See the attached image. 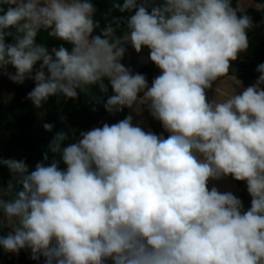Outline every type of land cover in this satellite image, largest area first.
Listing matches in <instances>:
<instances>
[{
    "label": "clouds",
    "instance_id": "obj_1",
    "mask_svg": "<svg viewBox=\"0 0 264 264\" xmlns=\"http://www.w3.org/2000/svg\"><path fill=\"white\" fill-rule=\"evenodd\" d=\"M255 7L264 11V2ZM113 8L133 14H104L101 27L91 0H0V76L33 79L35 108L110 85L108 113L148 103L170 133L145 132L129 115L66 147L67 134H57L48 151L64 170L54 159L29 173L24 160L0 158L11 177L6 187L0 181V230L11 229L0 250H27L44 264H264V63L242 91L231 63L258 25L238 16L240 0L236 8L232 0H113ZM41 30L70 50L36 43ZM129 43L137 53L147 47L160 70L151 86L121 63ZM224 78L236 88L221 96L218 86L209 102L206 90ZM227 176L246 183L247 210L233 193L209 190V180Z\"/></svg>",
    "mask_w": 264,
    "mask_h": 264
},
{
    "label": "trees",
    "instance_id": "obj_2",
    "mask_svg": "<svg viewBox=\"0 0 264 264\" xmlns=\"http://www.w3.org/2000/svg\"><path fill=\"white\" fill-rule=\"evenodd\" d=\"M242 1V0H240ZM255 2H264V0H253ZM97 9L96 19L100 21L101 27L105 23L104 14L111 17H127L133 13H120L113 8V2L109 0H91ZM123 0L120 2L122 5ZM232 6L236 8L237 0H232ZM238 16L248 15L252 18L254 24H260L264 21V11H256L254 9L247 10L243 13H237ZM120 34V33H118ZM249 49L246 53H241L234 63L239 68H251L255 70L264 63V23L252 29L248 33ZM36 43L46 46L49 50L53 47H60L61 45L71 48L66 42L53 38L48 35L46 30H41L36 36ZM10 42V39H9ZM127 52L121 63L125 67L131 69L132 73H140L146 76L148 84L159 75L160 70L148 59L149 52L137 53L129 46H125ZM127 54L132 56L128 57ZM39 63L35 66L34 73L39 70ZM9 71L15 70L9 67ZM46 71V70H45ZM257 72V70L255 71ZM33 73V74H34ZM35 87L33 79H26L23 84H16L8 79L7 76H0V149L4 159L13 158L16 160H24L28 165L29 173L35 170L38 162H43L46 165L51 164L54 160V155L48 151L49 143L59 133L67 134V139L63 142L62 147H66L72 143V135L63 128L60 118V107L62 102L66 100L63 96H50L47 101L43 102L42 107L35 108L32 102L27 99L28 93ZM78 96L71 99L74 104L73 115L68 114L67 117L71 124L81 126L85 131L100 127L97 123L98 119L102 120V126L107 123L109 125L117 123L126 118V109L115 113H108L103 104L106 102L109 94L113 95L109 85L106 94L98 93L102 97L101 102L95 104V114H91L84 104L81 96V91L78 89ZM4 96V98H2ZM6 99V101H4ZM65 107V106H64ZM152 122L161 126L165 130L162 123L155 119L150 112V109L145 106ZM80 113L81 116L78 114ZM116 114L117 117L115 116ZM45 123L53 125L51 131H46L43 127ZM101 126V127H102ZM166 138L170 135L169 132L164 131ZM48 153V160H44V154ZM57 156V155H56ZM59 167L64 170L65 166L59 164ZM231 177V176H230ZM9 171L6 167H0V181L6 187L10 179ZM232 178V177H231ZM233 179V178H232ZM234 180V179H233ZM236 181V180H235ZM239 187L240 197L247 210L251 206V197L247 192L245 182L236 181ZM4 232V230H0ZM3 235H6L5 233ZM13 254L4 253L0 250V263L11 259Z\"/></svg>",
    "mask_w": 264,
    "mask_h": 264
},
{
    "label": "crops",
    "instance_id": "obj_3",
    "mask_svg": "<svg viewBox=\"0 0 264 264\" xmlns=\"http://www.w3.org/2000/svg\"><path fill=\"white\" fill-rule=\"evenodd\" d=\"M256 3L257 2H255L253 0H242V1H240V6L243 8V11H239L238 10L237 13H243V12H246L247 10H250V9H254V10L258 11L256 9V7H255ZM262 24L263 23H260V24H257V25L259 26V25H262ZM125 46H129L132 49H134L131 46L130 43L126 44ZM141 52H145V53L149 52V49L147 47H144V48H142ZM127 56L130 57L132 55L131 54H127ZM232 68L234 69V73H235L237 79L242 82V85L238 89V91H242V89L244 87H247V86L251 85L252 83H254L255 80L260 75V73L255 72L256 71L255 67H254L255 70H251V68H239V67L235 66L234 63H232ZM239 73L243 74V76H240ZM105 83L107 84L108 82L105 81ZM150 86H151V84H150ZM218 86H219V94L221 96L229 94L231 91H233L236 88L235 83L233 81H231L230 79H228V78H224V80L222 82H220V81L214 82L212 88L209 89V90H206V96H207V99H208L209 102L213 101L216 98V96H217L216 88ZM98 93H97V95H98ZM62 103H64V104L66 103V105H65V107H60V112H61V109H62L63 110V114H64L63 116L60 114L61 122L63 124V121L66 120L69 124H71L69 122V119H68L67 115L70 114L71 112H74V109H73V107H69L70 102L68 101V99L64 100ZM145 106L150 109L148 103H145V104H142V105H140V104L134 105L133 108H131V109L125 107V109L127 111L126 112V117L129 116V115L132 116V118H133L132 119L133 126H139L145 132L151 131L152 133H154V134H156L158 136L162 135L163 137H166V135L164 134V131H166V130H162L161 126H158L156 123L154 124L152 122V119L150 118ZM137 109H138V111H137ZM70 115H73V114L71 113ZM62 117L64 119H62ZM72 125H75V124H72ZM79 127H81V126H79ZM71 135L73 136V134H71ZM212 187H216L217 190L219 192H221V193L231 192L235 196H237L239 199H241L240 193H239L238 184L230 176L223 177V178H221L219 180H209V182H208L209 190Z\"/></svg>",
    "mask_w": 264,
    "mask_h": 264
},
{
    "label": "rangeland",
    "instance_id": "obj_4",
    "mask_svg": "<svg viewBox=\"0 0 264 264\" xmlns=\"http://www.w3.org/2000/svg\"><path fill=\"white\" fill-rule=\"evenodd\" d=\"M109 1L113 2V0H109ZM121 1L122 0H115V2H117V3H120ZM239 75L243 76V74H241V73H239ZM98 92H99L98 87L93 86V88L91 89V94H87L85 92L81 93L82 100H83L84 104L86 105L88 111L93 115L95 114V111H96V109L94 108L95 103H96V100L94 99V97L99 96V95H97ZM109 96H111V95L109 94ZM2 98H4V96H2ZM70 100L71 99H68V101L70 102L69 107H74V104L72 105V101H70ZM0 101H1V98H0ZM4 101H6V99ZM65 105H66V103L65 104L62 103V107H64ZM60 114L62 116L64 115L62 109H61ZM78 115L81 116L80 113ZM117 115L118 114H116L115 116L117 117ZM60 118H61V116H60ZM62 119H64V118L62 117ZM97 123L100 127L102 126V120L101 119H98ZM63 128L65 131L73 134L72 143L78 142V140L80 139V133L85 131L81 127H79V125L75 126V125L69 124L66 120L63 121ZM164 138L166 139V137H164ZM2 155L3 154H2L1 149H0V158H3ZM54 159L56 161H58L59 164L66 167V165L63 163V161L60 159V157L58 155L54 156ZM2 230H4V232L0 231V235H3L4 233L7 234V232L10 231L11 229L10 228H4ZM0 264H44V258L40 257V259L38 261L32 260V259H30V252L29 251L21 250L19 255L13 254V257L11 259H8V260H6Z\"/></svg>",
    "mask_w": 264,
    "mask_h": 264
}]
</instances>
